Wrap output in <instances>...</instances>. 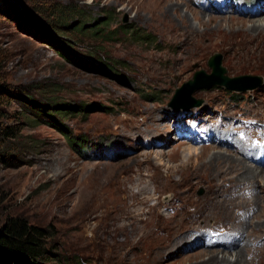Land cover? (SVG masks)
Listing matches in <instances>:
<instances>
[{"label": "rangeland", "instance_id": "obj_1", "mask_svg": "<svg viewBox=\"0 0 264 264\" xmlns=\"http://www.w3.org/2000/svg\"><path fill=\"white\" fill-rule=\"evenodd\" d=\"M64 7L79 16L58 23L52 16ZM255 24H264V0H0V81L21 97L4 106L14 138L0 145V222L21 217L46 229L69 264H203L199 253L212 251L235 264L247 235L243 264H264V85L242 93L215 86L192 95L198 107L170 105L196 72L211 74L215 54L227 78L264 81V33L250 31ZM213 147L260 168L257 186L227 159L213 164L223 172L216 181L165 178L156 192L152 176L183 181ZM190 148L207 155L185 164ZM139 169L149 170L162 217L152 214L143 229L126 222L123 235L110 225L114 214L125 221L118 182ZM223 193L232 205L249 203L228 210L248 233L236 237L218 211L204 218ZM185 221L202 235L192 231L152 256Z\"/></svg>", "mask_w": 264, "mask_h": 264}, {"label": "bare ground", "instance_id": "obj_2", "mask_svg": "<svg viewBox=\"0 0 264 264\" xmlns=\"http://www.w3.org/2000/svg\"><path fill=\"white\" fill-rule=\"evenodd\" d=\"M179 5L183 6L181 3L177 2L176 4L173 3V5L171 7H169V9L170 8L171 9L172 8L177 9V8H179ZM163 19L164 18L161 17V20H163ZM212 20H214V18H209V21H212ZM222 20H221V22L224 21V20L223 21ZM233 23L234 24H238V25L239 24L242 25V28H243V26H245L243 22L233 21ZM168 27L169 26H167L166 28H168ZM250 31L256 32L258 34H262V33H264V24H259V25L255 24V25L251 26ZM204 36L205 35H203V34H201L200 36H195V37L193 36V42L196 43L197 40L198 41L199 40H203ZM206 75L208 76V74H206ZM203 80L207 81L208 79H206L204 77L198 79V81H203ZM229 85L230 86H239V88H245L246 82H237V83H234V84L230 83ZM217 149H216V147L210 148L209 149L210 152L214 151V155L212 156L213 158L212 159L210 158L211 160H209V162H205V163H204V161L200 162L196 166L195 170H193V171L191 170L189 176L183 175L184 176L183 179L185 180V181L183 180L184 182L182 181V176H181L180 180L175 179L174 175L173 176H167V177H165V176H162V177L161 176H159V177L152 176L151 180H153V182H154V185H155L154 187H155L156 192L159 189V185L163 182V180L165 178H168L173 183L174 182L175 183L176 182L180 183L181 186L194 184L195 181H204V180L207 181V179L210 180L211 182L212 181H216V179L218 178V175L220 176L223 172L222 171H217L216 172L215 170H212V167L214 165L218 166L220 161L221 162L228 161L227 159L233 160L235 162V164L237 165L235 170L238 171L239 174H241L242 172L244 173V175L242 174L243 177H244V180H242V181H245V179H246L247 181H251L252 185H256L257 186V182L256 181H257V178L259 176L258 174L260 172H262V170L260 168H258V167L254 168L251 165H249L246 161L241 160L242 158H237V156L234 157V155H231V154H229V153H227L225 151L223 152V151L217 150ZM190 150H192V148H190L189 150H185V152L188 151L187 156H185L184 159H183V162L185 161L184 162L185 164L188 163L195 155L204 156L206 154L205 152L203 154H201V153L199 154V153H196V152H192ZM151 153L152 152H149L148 154L151 155ZM216 156H217V159L214 158ZM145 159L148 160V158H146V157H145ZM150 161H152V160H150ZM150 161H147V163H149ZM141 169L138 170V175L135 176V175H133L134 172H132V174L130 175V177L127 180H125V181L120 180V182H118L121 185L120 191L118 193L121 194V192H123V196L122 197H120L119 194H118L119 202L122 203V205L120 206L121 208L120 207L119 208H120V210L122 209V211L124 212L125 221L119 223L117 216L114 214L113 217L111 218L110 225H112L114 230H119V228H120V231H122V234L123 233L127 234V231H128L127 227H129V226H127V224L128 225L131 224L132 227H137L136 229H143L145 226L148 225L147 219L152 214L157 215L159 217H162V215H158V213L156 212L155 206L152 205V202L154 200H156V199H155V195H154V188L152 187V185L150 183V180L147 178V175H146V173L149 170L147 171V170H141ZM201 170L205 171V172L206 171L207 172H211V175L210 174H206V173L200 174ZM117 173L118 172L113 173L114 176H116ZM113 174H111L110 176H113ZM214 177L216 179H214ZM249 178H251V179H249ZM231 180L232 181L229 182L231 184H228V185L232 186L233 188L237 187V185H236L237 182H235L234 179H231ZM214 191H215V189H214ZM177 193H178V191H177ZM224 194H227V193H223V194H220L219 196L218 195L215 196L216 199L217 198L218 199H217V201L215 199L214 201L211 202L212 207L210 208V206H207L206 209H204L203 216H204L205 219L206 218H209V219L215 218L213 216V213L215 214V212L218 211V215H221V216L223 215V219L224 220L230 221V222L232 221L234 223V220H233L234 216L232 214L231 215L233 217H231L229 215V211H228L229 208H230V210L232 212L235 213V211L233 210L234 208H238V206H240V205L241 206L242 205L247 206L249 204V203L246 204L245 203L246 200H243L240 203H235L234 205H232L229 202V198L224 197ZM253 202H254V204H252V205H255V206H257L258 203H260L258 201V199H256V198L253 200ZM227 203L230 205L228 208H227ZM247 207H250V206H247ZM136 210L138 212L137 213L138 215L136 214ZM211 210H213L212 213H211ZM199 211H200V208H199ZM118 212H119V209H118ZM163 215H165V214H163ZM137 216H138V218H137ZM170 218H172V217H169V216L166 217L168 222H170ZM241 220H243V219H241ZM126 222H127V224H126ZM188 223H189V226L187 225V221L182 222V224L180 226V229L179 230L177 229V231H175V233H173L170 238L166 239L164 244H162L159 247L152 248L150 254L152 256H158V257L161 254V256H162V253L160 252V249H164V248H167V247L171 246L172 243L174 241H176V240H178V242L176 243V245H177L179 243V241L183 240L184 238L190 237L192 231H193L192 237L196 236V234L202 235V233H201L202 230L200 231V229L197 228L195 221H193L192 223L191 222H188ZM249 225H251V224H249ZM232 228H233V231H234V234H235L236 237H238V235L240 233H243V232L245 233L246 232L245 228L242 225H240V224H238L236 222L234 223ZM247 228H249V227H247ZM247 231H248V229H247ZM246 233H248V232H246ZM250 245H251V241L248 239V235H247V241L245 242V245H244L243 249L236 255L235 264L248 263L246 261V259H245V253H248L250 251ZM199 255H202V257H204V258L208 257L207 260L205 259L206 262H203V264H205V263L206 264H233L230 261V258L227 256V252H222V251L213 252L212 251V252H205V254L203 252H201V253H199Z\"/></svg>", "mask_w": 264, "mask_h": 264}, {"label": "trees", "instance_id": "obj_3", "mask_svg": "<svg viewBox=\"0 0 264 264\" xmlns=\"http://www.w3.org/2000/svg\"><path fill=\"white\" fill-rule=\"evenodd\" d=\"M64 15L79 16L76 10L64 7V9L56 10L52 17L59 21L58 23H61V17L63 18ZM101 24L104 25L105 23L101 22ZM83 31L82 27L78 29L80 33ZM46 33L49 39L56 40L48 31ZM99 69L105 72L103 68L99 67ZM16 95L17 93L10 90L8 84L0 81V145L14 138L13 128L6 126L4 123L6 118L4 106L9 104L15 97L21 99L19 95ZM232 96L238 95L234 94ZM31 102L34 105L35 102ZM39 112L43 113L44 111L39 109ZM75 140L76 142L72 144L74 147H78L77 138ZM55 249L56 246L52 245L48 231L30 224L24 218L6 217L0 222V264H69L70 261L67 262V258L61 257ZM72 261L75 262L74 264H80L76 259Z\"/></svg>", "mask_w": 264, "mask_h": 264}, {"label": "water", "instance_id": "obj_4", "mask_svg": "<svg viewBox=\"0 0 264 264\" xmlns=\"http://www.w3.org/2000/svg\"><path fill=\"white\" fill-rule=\"evenodd\" d=\"M208 66L211 69V74L208 76L204 71H198L194 74L192 80L184 83L180 88L175 91L170 105L175 108L187 109L192 106L198 107L201 101L192 98V95L202 89H210L215 86H222L228 91L232 92H246L258 89L264 85V81L259 76H240L234 78H227L225 76L226 68L222 66V57L218 54L213 55L208 61ZM208 79L198 81L200 78ZM246 82L245 88L239 86H230V83ZM204 84V85H203Z\"/></svg>", "mask_w": 264, "mask_h": 264}]
</instances>
